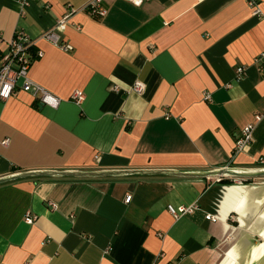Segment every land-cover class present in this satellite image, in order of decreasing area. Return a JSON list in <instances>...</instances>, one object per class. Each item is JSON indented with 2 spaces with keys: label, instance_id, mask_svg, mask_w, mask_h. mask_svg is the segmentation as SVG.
<instances>
[{
  "label": "crops",
  "instance_id": "0c3cea01",
  "mask_svg": "<svg viewBox=\"0 0 264 264\" xmlns=\"http://www.w3.org/2000/svg\"><path fill=\"white\" fill-rule=\"evenodd\" d=\"M90 1L0 0V30L43 51L30 79L61 100L19 84L0 101V264H264V0L259 16L249 0H103L105 18L59 33L72 51L42 37Z\"/></svg>",
  "mask_w": 264,
  "mask_h": 264
},
{
  "label": "built area",
  "instance_id": "2783aa9c",
  "mask_svg": "<svg viewBox=\"0 0 264 264\" xmlns=\"http://www.w3.org/2000/svg\"><path fill=\"white\" fill-rule=\"evenodd\" d=\"M134 5L141 6L143 0H130ZM23 9L29 5V0H21ZM249 6L252 8L255 16L261 14L258 0H249ZM85 12L91 18L100 20L107 16L108 8L104 5L103 0H91L84 8L74 9L71 5H68L66 14L58 20L56 26L47 31L42 37L54 46L60 48L63 51L70 52L73 50V46L61 39L59 33L62 32L71 22L74 15ZM81 29L80 26L77 27ZM44 56L43 51H35V42L24 32L15 33L13 39L7 40L4 33L0 30V101L10 100L17 92L19 84L21 89L32 95L38 100L40 106L50 107L57 109L60 106L61 100L49 93L44 87L33 82L30 79V69L36 59H40ZM246 75L245 68H238L236 71V79L240 80ZM115 91L120 89L115 87ZM144 92V85L137 82L131 89V93L141 95ZM86 100V94L84 91H75L72 95V101L77 105H82ZM204 100L211 101L209 93L204 94ZM257 121L261 120V117H256ZM254 125H248L238 138L235 147V153L239 154L243 152L253 140ZM9 140L2 141L3 146H8ZM264 163V161H261ZM225 176L218 178L217 183H222L225 180ZM132 196L126 198V203H130ZM56 208V205H52ZM196 209V206H181L175 207L173 205L168 206V211L171 215L179 219L185 215L191 214ZM207 220L216 221L213 216H207ZM37 217L28 212L25 222L29 225L35 224Z\"/></svg>",
  "mask_w": 264,
  "mask_h": 264
},
{
  "label": "water",
  "instance_id": "95a60500",
  "mask_svg": "<svg viewBox=\"0 0 264 264\" xmlns=\"http://www.w3.org/2000/svg\"><path fill=\"white\" fill-rule=\"evenodd\" d=\"M227 169H223V170H220V171H217V172H215V174L216 175H225L226 176V173L229 175L230 174V172L229 171H226ZM36 174H38V173H32V175H36ZM2 181H0V183H1Z\"/></svg>",
  "mask_w": 264,
  "mask_h": 264
}]
</instances>
